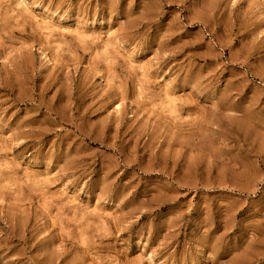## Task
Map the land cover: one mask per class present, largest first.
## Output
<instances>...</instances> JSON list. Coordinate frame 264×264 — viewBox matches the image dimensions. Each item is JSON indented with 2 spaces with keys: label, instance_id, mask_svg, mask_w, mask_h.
<instances>
[{
  "label": "rangeland",
  "instance_id": "374dc122",
  "mask_svg": "<svg viewBox=\"0 0 264 264\" xmlns=\"http://www.w3.org/2000/svg\"><path fill=\"white\" fill-rule=\"evenodd\" d=\"M0 264H264V0H0Z\"/></svg>",
  "mask_w": 264,
  "mask_h": 264
}]
</instances>
